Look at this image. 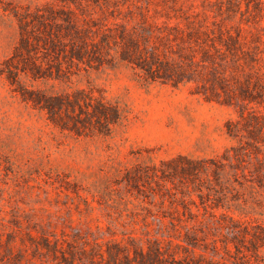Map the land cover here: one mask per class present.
Instances as JSON below:
<instances>
[{
  "label": "rangeland",
  "instance_id": "obj_1",
  "mask_svg": "<svg viewBox=\"0 0 264 264\" xmlns=\"http://www.w3.org/2000/svg\"><path fill=\"white\" fill-rule=\"evenodd\" d=\"M24 34L97 47L60 78L19 81L116 105L109 134L24 99L2 71ZM243 109L264 113V0H0V264H128L157 246L191 264H264V245L255 257L225 242L236 222L264 226V195L232 182L201 198L175 170L221 158Z\"/></svg>",
  "mask_w": 264,
  "mask_h": 264
},
{
  "label": "trees",
  "instance_id": "obj_2",
  "mask_svg": "<svg viewBox=\"0 0 264 264\" xmlns=\"http://www.w3.org/2000/svg\"><path fill=\"white\" fill-rule=\"evenodd\" d=\"M67 22V29H72L78 39V29L69 20ZM24 30L27 32V29ZM75 41L76 44L69 50L62 47H32L31 37L24 34L20 47H15L13 55L6 59L2 71L7 72L9 79L19 83L20 93L25 100L46 110L49 118L63 128L78 134L88 131L109 134L121 118L116 105L94 98L85 90H77L73 94H48L41 89L27 88L19 81L22 74L34 80L60 78L66 68L84 63L97 47H88L85 40H81L78 47V40ZM52 45L55 46L54 41ZM226 127L228 135L237 143L228 148L221 158L183 157L186 163L175 168L183 177L186 192L199 191V196L203 198L205 189L209 191L206 194L209 196L212 192L217 194L227 189L230 183L235 182L240 189H250L255 196L264 195V113L243 109L237 120L227 121ZM162 172L166 170L162 169ZM254 229L251 231L248 225L236 222L227 228L225 242H233L238 252H244L243 248L248 252L253 250L252 253L257 257V250L264 245V226L257 224ZM248 236H251L252 249L245 244H237L239 237ZM138 256V262L127 257L128 264H191L187 258L178 260L171 251L161 246L141 253L139 251Z\"/></svg>",
  "mask_w": 264,
  "mask_h": 264
}]
</instances>
